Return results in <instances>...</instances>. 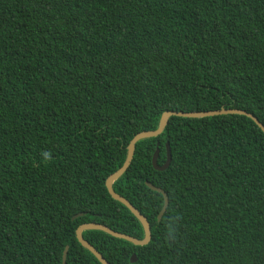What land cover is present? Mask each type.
<instances>
[{
    "label": "trees",
    "instance_id": "trees-1",
    "mask_svg": "<svg viewBox=\"0 0 264 264\" xmlns=\"http://www.w3.org/2000/svg\"><path fill=\"white\" fill-rule=\"evenodd\" d=\"M227 108L264 124V0H0V264H63L67 246V264H101L77 238L91 222L143 239L106 186L131 140L166 111ZM147 181L169 197L160 221ZM113 188L152 238L83 231L110 264H264V131L250 117L172 116Z\"/></svg>",
    "mask_w": 264,
    "mask_h": 264
},
{
    "label": "water",
    "instance_id": "water-1",
    "mask_svg": "<svg viewBox=\"0 0 264 264\" xmlns=\"http://www.w3.org/2000/svg\"><path fill=\"white\" fill-rule=\"evenodd\" d=\"M222 114H243V115H246V116L250 117L251 119H253L256 122V124L264 131V124L254 114H252L246 110H243V109L227 108V109H219V110L200 111V112H195V111L185 112V111L172 110V111H166L163 113L161 121H160V125L156 130L143 131V132H140L134 136V138L131 140L130 144L128 145V154H127V158H126L123 166L119 170H117L115 173H113L111 176H109V178H107L106 186H107L111 196L114 199H116V200L120 201L121 203H123L124 205H126L132 211V213L140 220V222L142 223V225L144 227L145 236L143 239H138V238L133 237L131 235H128L126 233L115 231V230L111 229L110 227H108L107 225L102 224V223H97V222H91V223H86V224L81 225L77 229V238H78L79 242L85 248H87L89 251H91L98 258V260L101 262V264H110V263L89 241H87L84 238L83 231H85V230H102V231H105V232L111 234L112 236L130 241V242L134 243L135 245H146L150 242V240L152 238L151 225H150V222L147 219V217L145 215H143L129 200H127L125 197H123L122 195L117 193L113 188L114 181H116L118 178H120L127 171L128 167L130 166V164L133 160V156L135 153L137 142L143 138L156 137V136L160 135L164 131L166 125L168 124L169 119L172 116L199 118V117H208V116L222 115ZM158 156H159V148H157L156 152L154 153L152 162H153V166L156 170L163 171L170 166L171 160H172L171 147H170L169 143H167V160L163 165L158 164ZM146 184L151 189L162 193L164 196V205H163V208H162V210L159 214V217H158V220L160 221L162 219L164 213L166 212L168 205H169L168 194L166 193L165 190H163L162 188H160L158 186H155L150 181H147ZM78 215H81V213ZM68 251H69V247L67 246L64 250V253H63V261H62L63 264H67L66 261H67ZM136 260H137L136 254H133L132 262H134Z\"/></svg>",
    "mask_w": 264,
    "mask_h": 264
}]
</instances>
